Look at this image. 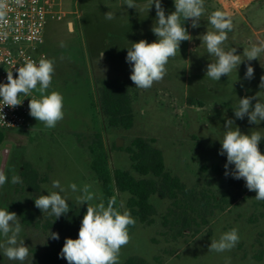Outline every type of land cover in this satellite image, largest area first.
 Returning <instances> with one entry per match:
<instances>
[{"label": "rangeland", "instance_id": "rangeland-1", "mask_svg": "<svg viewBox=\"0 0 264 264\" xmlns=\"http://www.w3.org/2000/svg\"><path fill=\"white\" fill-rule=\"evenodd\" d=\"M124 2L64 0V10L70 15L63 21L48 23L43 51L53 61L54 73L47 91L63 96L64 118L55 128L48 129L31 116L28 131H2L0 171L8 182L0 186V208H7L18 217L15 203L37 197L29 193L23 182L11 183L14 175L21 178L25 163L44 180L41 195L59 192L52 187V182L59 180L65 188L60 193L62 197L77 206L87 208L86 203H78L77 196L81 193L72 192L68 187L71 183L78 188L91 185L95 198L90 203L104 202L101 184L90 166L89 145L95 133L90 104L94 102L96 127L102 132L111 171H131L125 149L133 139H154L164 155L167 170L195 193L194 200L184 208L171 200L153 197L157 211L153 223L138 222L129 227L130 240L121 248L119 264L135 256L149 264H264V201L255 199L256 193L247 189L243 179H239L240 187L230 185L231 179L224 174L226 154H219L227 119H233L234 127L244 134L260 131L264 135V121L250 124L247 117L235 118L233 110L238 99L245 96L258 93L264 100V89L259 87L264 75L261 67L264 54L259 60H245L237 73L233 70L216 82L205 76L211 59L198 38L207 31V17L216 10L224 11L233 24L226 47L236 48V54L242 55L244 48L264 42V0H204L200 27L192 28L191 20L183 25L193 39L181 42L176 57L170 58L166 65L164 79L147 90L136 88L131 81L132 68L125 58L130 42L157 40L151 31L156 19L155 6L148 14L138 13L123 5ZM161 3L166 15L175 11L174 0ZM110 10L116 13V18L107 21L104 13ZM101 51L103 57L99 60ZM248 64L254 68L251 80L244 79ZM103 81L126 83L138 93L134 102L135 125L131 130H112L106 126L98 109ZM255 103L253 100V106ZM118 140L123 142L121 147L116 145ZM263 143L264 138L259 149ZM214 166L223 174L214 172ZM232 168L234 165L229 166ZM117 198L120 210H128L129 195L117 191ZM51 219L56 217L41 212L42 223ZM233 228L240 237L237 245L230 251L209 252L211 241ZM47 238L48 233L42 229L22 226L19 239L29 247V260L24 264H30L31 257L34 262L43 253ZM3 239L0 235V242ZM0 264L20 262L8 260L0 249Z\"/></svg>", "mask_w": 264, "mask_h": 264}, {"label": "clouds", "instance_id": "clouds-1", "mask_svg": "<svg viewBox=\"0 0 264 264\" xmlns=\"http://www.w3.org/2000/svg\"><path fill=\"white\" fill-rule=\"evenodd\" d=\"M123 5L135 9L138 13H147L155 6L156 19L151 27L157 40L149 43L141 39L139 42H130L127 48L126 62L131 65V81L139 89H150L154 83L162 81L167 74L166 65L170 58H175L183 41H191L193 37L184 27L185 21L191 20L192 28L200 27V20L204 16V0H174L175 11L166 15L161 0H125ZM6 5L0 0V20L4 18ZM107 21L116 18V13H104ZM206 33L200 35L201 45L206 49L211 62L207 64L205 76L213 81H220L222 76H229L233 70L237 73L239 65L245 60H259L264 54V42L244 48L239 55L237 49L226 47L228 33L232 31L233 24L228 14L221 10L212 12L208 17ZM210 26V27H209ZM71 28V25H70ZM200 45V46H201ZM63 46V45H61ZM103 51L99 53V60ZM264 67V66H261ZM18 76L13 77L12 72L7 73V83L0 84V103L15 108L22 104L21 94L31 97L33 92L39 98H30L29 114L37 121L42 122L46 128H55L64 118V98L59 92L48 93L54 73L53 61L41 58L38 62L28 61L16 69ZM254 78V68L251 64L246 66L244 79ZM260 89H264V75L260 78ZM255 100L256 103L252 104ZM3 107L0 113L3 115ZM234 116L243 120L248 118L250 124H260L264 121V100L258 93L255 96H245L238 99V106L233 109ZM4 118V115H3ZM235 121L227 119L224 125L223 139L220 140V155L227 157L224 165L225 176L231 175L234 179H243L249 191L256 193L255 199L264 201V154L258 145L264 135L260 131H251L244 134L239 127H234ZM230 165L234 168L229 169ZM8 182V177L0 171V186ZM12 184L22 183L19 176L11 177ZM54 189L47 195H39L34 199L35 207L42 213L49 212L56 219L70 211L68 201L60 193L65 192L59 180L52 182ZM72 192H80L78 203L87 204V210L81 221L78 238H66L59 256L66 259L68 264H119L121 248L129 243V226L136 223L129 210L121 211L117 205L116 197H110L105 204L102 200L97 204L90 203L95 194L90 191L91 185L84 184L78 188L77 184L68 186ZM22 231L15 212L0 208V249L10 261H19L24 264L29 260V247L23 239H19ZM48 237L59 240V234L49 231ZM238 230L233 228L224 232L218 240H212L209 252H225L233 249L239 242ZM32 264V257H31Z\"/></svg>", "mask_w": 264, "mask_h": 264}, {"label": "trees", "instance_id": "trees-1", "mask_svg": "<svg viewBox=\"0 0 264 264\" xmlns=\"http://www.w3.org/2000/svg\"><path fill=\"white\" fill-rule=\"evenodd\" d=\"M138 93L126 83L118 81H103L99 87L98 109L104 117L105 124L112 130H131L135 125L134 102ZM90 109L93 113L95 133L89 145L91 155V170L101 184L104 203L110 197H116L119 207L117 191L129 195L127 208L136 223L152 224L156 216V207L152 198L157 196L162 200H171L180 208L186 207L195 198V193L182 181L173 176L166 168L162 151L155 146L154 139L136 137L129 147L125 149L131 162V171L116 169L111 171L109 167V155L105 148L102 132L96 127V105L91 102ZM4 134L0 131V145ZM264 154V143L260 148ZM214 172L223 174L219 167H213ZM24 187L30 194L41 195V185L44 180L39 173L29 164L22 166L20 173ZM230 185L240 187V181L231 175L227 176ZM35 199V198H34ZM33 200L19 201L15 203L20 223L24 227L42 229L49 235V231L59 234V240L47 238V244L43 253L36 257L32 264H68L66 259L59 256L66 238H78L81 221L86 213L85 206H77L68 201L70 211L59 217L42 223L41 210L35 207ZM185 220V219H184ZM135 223V224H136ZM129 226L130 228L135 226ZM185 227L187 225H184ZM185 232V231H182ZM181 233V230L179 231ZM31 264V263H30ZM123 264H149L144 258L130 257Z\"/></svg>", "mask_w": 264, "mask_h": 264}, {"label": "built area", "instance_id": "built-area-1", "mask_svg": "<svg viewBox=\"0 0 264 264\" xmlns=\"http://www.w3.org/2000/svg\"><path fill=\"white\" fill-rule=\"evenodd\" d=\"M6 5L0 20V84L7 83V73L16 78V69L28 61L38 62L47 56L43 51L46 27L51 21H63L70 13L64 10V0H2ZM30 98L21 94L22 104L11 108L0 103V131H28L32 125ZM2 99V98H0Z\"/></svg>", "mask_w": 264, "mask_h": 264}, {"label": "water", "instance_id": "water-1", "mask_svg": "<svg viewBox=\"0 0 264 264\" xmlns=\"http://www.w3.org/2000/svg\"><path fill=\"white\" fill-rule=\"evenodd\" d=\"M117 147H121L123 145V142L121 140H118L116 142Z\"/></svg>", "mask_w": 264, "mask_h": 264}]
</instances>
